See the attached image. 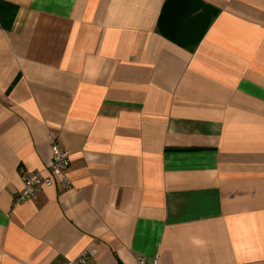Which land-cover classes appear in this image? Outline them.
Returning <instances> with one entry per match:
<instances>
[{
  "label": "crops",
  "instance_id": "obj_1",
  "mask_svg": "<svg viewBox=\"0 0 264 264\" xmlns=\"http://www.w3.org/2000/svg\"><path fill=\"white\" fill-rule=\"evenodd\" d=\"M88 248L264 264V0H0V264Z\"/></svg>",
  "mask_w": 264,
  "mask_h": 264
},
{
  "label": "built area",
  "instance_id": "obj_2",
  "mask_svg": "<svg viewBox=\"0 0 264 264\" xmlns=\"http://www.w3.org/2000/svg\"><path fill=\"white\" fill-rule=\"evenodd\" d=\"M51 162L49 167L44 171H31L24 173L23 186L14 196V203L26 201L35 197L43 188L53 185L55 182L62 180L64 189L72 187L71 182L66 177V172L70 166L69 153L61 148L56 141L51 146ZM96 250L88 248L83 250L77 257L68 259L65 264H93L90 260L95 256ZM135 264H157V259L147 260L145 257L136 256Z\"/></svg>",
  "mask_w": 264,
  "mask_h": 264
}]
</instances>
